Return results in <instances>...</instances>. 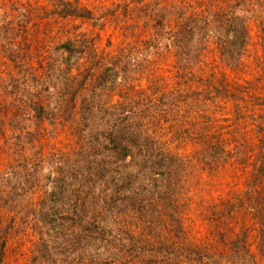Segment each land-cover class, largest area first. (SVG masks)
Here are the masks:
<instances>
[{
    "label": "trees",
    "instance_id": "1",
    "mask_svg": "<svg viewBox=\"0 0 264 264\" xmlns=\"http://www.w3.org/2000/svg\"><path fill=\"white\" fill-rule=\"evenodd\" d=\"M92 1L0 0V264H264V0Z\"/></svg>",
    "mask_w": 264,
    "mask_h": 264
},
{
    "label": "rangeland",
    "instance_id": "2",
    "mask_svg": "<svg viewBox=\"0 0 264 264\" xmlns=\"http://www.w3.org/2000/svg\"><path fill=\"white\" fill-rule=\"evenodd\" d=\"M37 0H30V2L35 3ZM39 1H45V0H39ZM86 1V0H84ZM91 4L93 3L92 0H89ZM82 31H86L89 34L99 31V28H91L87 24H84V26L81 29ZM93 34V33H92ZM112 34L111 30L103 31L102 35L103 37V43L101 46H105L106 44V38ZM114 37V45L115 47L118 46L119 41L116 39L117 36ZM70 137V139H66ZM44 146H37V147H31L28 146L25 150L24 156H27L30 159L37 160V153L39 155L40 151H44L45 155L51 156L53 152H57L60 155H63L62 157L70 156L72 158L79 157V155H76L77 153V147L75 146V141L72 140V137L67 134H62L58 139L56 140H47L44 139L43 142ZM21 150H19L15 155L11 154V151L4 149H0V172L4 171V169L10 164L14 163V160L18 161L20 158ZM15 158V159H14ZM55 158V157H54ZM51 158L52 160H55L57 158ZM14 159V160H13ZM226 180H231L229 176L226 177ZM230 190V186L226 187L223 191L224 194H226ZM38 193H34V195H37ZM32 192H29V194L26 196V202L25 206L26 208L29 207V210H31L32 213L33 210L30 205V200L32 197H35ZM37 198V197H35ZM217 196L215 195L214 199L217 200ZM30 199V200H29ZM200 209V208H198ZM193 212L187 216V224H185L186 228L188 230L193 229V232L198 237L197 240H200L201 238L208 235V227L204 225L202 222V219L200 217V211L197 210V208H191ZM14 213L10 212L9 216H12ZM20 217V216H18ZM31 221V220H29ZM24 222L22 224V221L17 218L13 225V229L11 231L12 233V240L9 242V247L7 250V254L5 255L4 263L3 264H56L53 261H46L48 257H42L43 254H40L38 252V249H40V241H39V230L41 229L42 225H37L34 222ZM197 222V224H196ZM254 236L256 237V231L253 232ZM263 264V263H261Z\"/></svg>",
    "mask_w": 264,
    "mask_h": 264
}]
</instances>
